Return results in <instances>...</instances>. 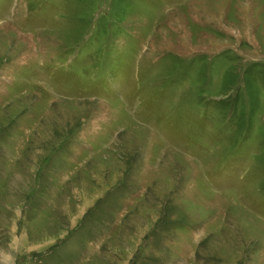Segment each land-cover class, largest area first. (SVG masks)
Listing matches in <instances>:
<instances>
[{"label": "rangeland", "instance_id": "obj_1", "mask_svg": "<svg viewBox=\"0 0 264 264\" xmlns=\"http://www.w3.org/2000/svg\"><path fill=\"white\" fill-rule=\"evenodd\" d=\"M260 222L264 0H0V264H264Z\"/></svg>", "mask_w": 264, "mask_h": 264}, {"label": "bare ground", "instance_id": "obj_2", "mask_svg": "<svg viewBox=\"0 0 264 264\" xmlns=\"http://www.w3.org/2000/svg\"><path fill=\"white\" fill-rule=\"evenodd\" d=\"M24 43V42H23ZM261 225H264L263 223L260 222Z\"/></svg>", "mask_w": 264, "mask_h": 264}]
</instances>
